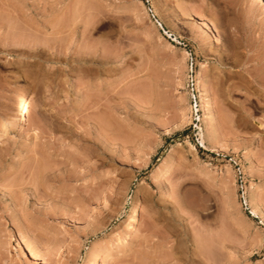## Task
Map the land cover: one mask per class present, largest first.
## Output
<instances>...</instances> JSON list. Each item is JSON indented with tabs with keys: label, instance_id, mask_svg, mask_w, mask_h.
Instances as JSON below:
<instances>
[{
	"label": "rangeland",
	"instance_id": "rangeland-1",
	"mask_svg": "<svg viewBox=\"0 0 264 264\" xmlns=\"http://www.w3.org/2000/svg\"><path fill=\"white\" fill-rule=\"evenodd\" d=\"M25 91L0 264H264V0H0Z\"/></svg>",
	"mask_w": 264,
	"mask_h": 264
},
{
	"label": "bare ground",
	"instance_id": "bare-ground-1",
	"mask_svg": "<svg viewBox=\"0 0 264 264\" xmlns=\"http://www.w3.org/2000/svg\"><path fill=\"white\" fill-rule=\"evenodd\" d=\"M27 91H25L16 101L14 104V109L16 110V113L13 116H10L9 118H6L5 120H3L1 128L4 130L2 133H0V139L3 138H7L9 136V131L11 130V128L18 124L21 123L23 121V119H25L26 114H25V105L27 102ZM8 131V132H7ZM133 207L131 208V213H130V217L133 218L136 216V214L139 212V204H138V200H135L134 205H132ZM253 212V211H252ZM132 220V219H131ZM130 225L134 226L135 224H137L135 222V218L130 221ZM110 251L107 253L109 254Z\"/></svg>",
	"mask_w": 264,
	"mask_h": 264
},
{
	"label": "built area",
	"instance_id": "built-area-1",
	"mask_svg": "<svg viewBox=\"0 0 264 264\" xmlns=\"http://www.w3.org/2000/svg\"><path fill=\"white\" fill-rule=\"evenodd\" d=\"M195 103H196L195 106H196V108H197L198 101H197V97H196V96H195ZM197 111H198V110L196 109V112H197ZM240 191H241V199L243 200V203H244L246 209L249 211V213H250L251 215H253L252 210H251L250 206L248 205V203H247V201H246V199H245V197H244L243 186L240 187Z\"/></svg>",
	"mask_w": 264,
	"mask_h": 264
}]
</instances>
